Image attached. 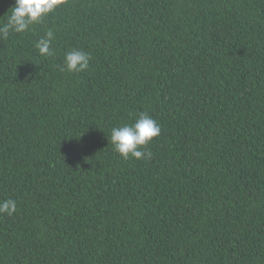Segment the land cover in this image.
<instances>
[{
    "label": "trees",
    "instance_id": "obj_1",
    "mask_svg": "<svg viewBox=\"0 0 264 264\" xmlns=\"http://www.w3.org/2000/svg\"><path fill=\"white\" fill-rule=\"evenodd\" d=\"M141 112L161 131L125 160ZM8 198L0 264H264V0H66L0 39Z\"/></svg>",
    "mask_w": 264,
    "mask_h": 264
},
{
    "label": "clouds",
    "instance_id": "obj_2",
    "mask_svg": "<svg viewBox=\"0 0 264 264\" xmlns=\"http://www.w3.org/2000/svg\"><path fill=\"white\" fill-rule=\"evenodd\" d=\"M66 0H15L11 7V14L7 21L0 25V39H8L11 33H25L49 13L54 12ZM55 39L53 29H48L44 36L35 43V47L41 56H52L54 49L52 43ZM91 56L79 49L69 50L64 54V63L61 71L83 72L89 68ZM160 126L148 113H139L134 124H125L113 127L110 134V142L114 149L125 160L132 158H151L152 153L146 150V146L154 137L160 134ZM144 146L145 150H141ZM17 208L16 201L8 198L0 201V213L11 216Z\"/></svg>",
    "mask_w": 264,
    "mask_h": 264
}]
</instances>
